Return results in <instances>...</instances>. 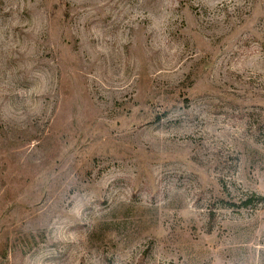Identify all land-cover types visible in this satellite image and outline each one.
Segmentation results:
<instances>
[{"label":"rangeland","instance_id":"obj_1","mask_svg":"<svg viewBox=\"0 0 264 264\" xmlns=\"http://www.w3.org/2000/svg\"><path fill=\"white\" fill-rule=\"evenodd\" d=\"M0 264H264V0H0Z\"/></svg>","mask_w":264,"mask_h":264},{"label":"trees","instance_id":"obj_2","mask_svg":"<svg viewBox=\"0 0 264 264\" xmlns=\"http://www.w3.org/2000/svg\"><path fill=\"white\" fill-rule=\"evenodd\" d=\"M251 199H253V198H251ZM251 199L248 200L247 202H245L246 204H244V205H246V206H247V205H250V204L252 203V200H251Z\"/></svg>","mask_w":264,"mask_h":264}]
</instances>
